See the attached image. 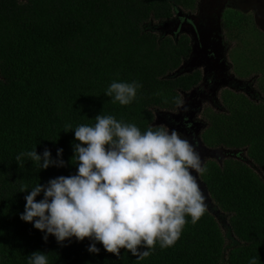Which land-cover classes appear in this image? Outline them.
I'll list each match as a JSON object with an SVG mask.
<instances>
[{
    "label": "trees",
    "instance_id": "16d2710c",
    "mask_svg": "<svg viewBox=\"0 0 264 264\" xmlns=\"http://www.w3.org/2000/svg\"><path fill=\"white\" fill-rule=\"evenodd\" d=\"M194 2L0 0V264H28L35 251L48 254L49 264H249L252 257L264 264V80L255 94L263 95L259 101L224 90L227 112L210 110L201 133L210 147L243 152L205 162L207 171L200 174L228 219L227 234L206 207L196 224L186 216L173 246L157 242L150 256L138 260L130 250L122 248L118 257L102 244L92 254L89 238L61 244L50 235L45 241L33 223L20 219L31 190L20 192L22 186L76 172L71 159L78 141L65 125L94 124L102 113L142 132L166 126L157 114L176 110V98L182 100L202 76L197 69L180 71L191 51L187 36L175 40L156 27L174 5L191 8ZM113 80H137L143 87L131 104L121 105L104 94ZM35 147L38 154L49 148L53 158L63 148L66 166L39 170L27 157L19 165L16 156Z\"/></svg>",
    "mask_w": 264,
    "mask_h": 264
},
{
    "label": "clouds",
    "instance_id": "9594fccd",
    "mask_svg": "<svg viewBox=\"0 0 264 264\" xmlns=\"http://www.w3.org/2000/svg\"><path fill=\"white\" fill-rule=\"evenodd\" d=\"M143 84L113 80L105 90L112 102L131 104ZM178 106L187 108L176 98ZM94 124L65 125L74 131L76 166L72 175H60L33 187L28 192L20 219L33 223L48 240L58 243L89 238L88 251L103 249L120 256L122 248L138 260L151 255L157 242L161 248L173 246L181 237L191 216L196 224L206 211L205 196L196 174L207 171L196 144L175 128L150 126L142 132L135 123H125L113 115L99 114ZM63 148L53 158L49 148L40 154L36 147L21 152L38 169L64 167ZM74 161V162H73ZM43 194V198L37 197ZM28 264H49L48 254L32 252ZM249 264H257L252 257Z\"/></svg>",
    "mask_w": 264,
    "mask_h": 264
},
{
    "label": "flooded vegetation",
    "instance_id": "af4514ba",
    "mask_svg": "<svg viewBox=\"0 0 264 264\" xmlns=\"http://www.w3.org/2000/svg\"><path fill=\"white\" fill-rule=\"evenodd\" d=\"M230 14L232 18L227 22L226 19L229 18ZM229 27L240 28L241 34H239L237 39L242 41L247 37L246 35L243 36L245 29H248V31L251 29L255 37L264 39V0H195L191 8L174 5L171 14L165 20L159 22L156 27L157 31L161 32L160 35L168 34L166 32L169 31L170 34L168 35H171L175 40L186 35L190 40L191 51L185 61L187 65L181 67L180 71L188 73L197 69L201 72L202 78L198 85L191 89L188 95H185L186 92L183 93L182 101L185 100L187 102V105H185L187 111L181 108V113L175 115V119L182 121L191 131L197 125L194 119L196 111L191 109L189 102H193V104L199 102L201 104L203 100L211 99L213 105L219 104L216 96L219 89L216 88V85L221 83L222 74H215L214 70L220 71L219 63H224L227 59L225 54L227 48L224 43L229 41ZM254 30L260 31L261 36ZM247 38L252 40L251 37ZM195 61L199 62L195 63ZM200 65H205L207 70L202 69ZM239 77H241L240 74ZM221 107H223L222 103ZM199 110L200 108L197 107V113ZM161 123L165 125V123ZM202 131L203 127L199 131L196 128L193 131L194 134L188 132L191 134V141L196 144L200 156L202 154H207V156L225 154L215 148L223 147L227 150L229 147H226V145L219 144L211 148L203 145L201 137L199 138L198 136ZM229 149V152H232L231 150L239 151L238 149ZM194 175L197 174L195 173Z\"/></svg>",
    "mask_w": 264,
    "mask_h": 264
},
{
    "label": "rangeland",
    "instance_id": "374dc122",
    "mask_svg": "<svg viewBox=\"0 0 264 264\" xmlns=\"http://www.w3.org/2000/svg\"><path fill=\"white\" fill-rule=\"evenodd\" d=\"M231 18L232 17L230 14L229 18H227L226 21L228 22L229 20H231ZM254 32H256L261 36L260 31L258 32L254 30ZM166 33L170 34L169 31ZM228 34H229L228 36L229 41L224 43V45L226 44L225 46L227 48L225 52L227 59L224 61V63L218 60V62H220L219 63L220 71H217V69L214 70V72H216L215 74H219V73L222 74L220 80L221 83H218V85H216L217 86L216 88L219 89L216 94L219 100V104L216 106L213 105L211 99L203 100L201 104L199 102L194 104L193 102H189L188 104L189 106L191 105V109H193V111H196L194 115V119L196 121L195 124L197 125V127L194 126L192 131L182 121H177L175 119V115L181 113L180 110L183 107L178 106L179 109H176L174 111H163L157 114L158 123L163 122L167 127L177 129L190 141H191V134H194L193 131H195L196 128L199 131L202 127L205 128V126L209 124L210 120L207 117V115H209L210 110L214 111L215 113L227 112L226 104L222 100V96H221L223 90H231L233 93L237 95L240 94L254 101H259L263 97V95H260V93H258L259 95L257 96H255V94L257 91L262 89V88L260 89L259 87L261 86L264 80V39L261 37L259 38L255 37L252 34L251 29L249 31L248 29H245V33H243V36L246 35L247 37H251L252 40H250L247 37H245L243 41L241 39H237L239 34H241L239 27H229ZM197 62L199 61H195V63ZM186 65L187 62H184L182 64V67ZM200 66L202 67V69L207 70V67L205 65H200ZM251 68H253L256 71H253L252 73H250V75L243 77V75L247 73ZM239 74L241 75V77H239ZM255 79H257V81ZM188 94L189 92H186L185 95ZM221 103L223 107H221ZM185 105H187V102H185ZM197 107L200 108L198 113H197ZM188 132H190L191 134ZM200 135L201 133H199L198 136L199 138L201 137L203 141V145H207L203 140V136ZM207 147L209 148L210 146L207 145ZM215 149H218L219 151H223L225 154H219L215 156H207V154H202L201 156L202 161L207 162L211 159H214L217 162H221V161L223 162L224 159L229 156H235L236 154L240 153V155H238V158H240L243 155V152H239V151L231 150L232 152H229L230 150L229 148L227 150L226 148L223 147L215 148ZM194 174L195 172H193V175ZM195 176H197L198 183L200 187H202L203 184L201 181L200 174H197ZM201 190L205 196L206 207L216 214L217 218L221 223V227L224 234H227L230 231L229 230L230 224L228 222L227 217L218 212L217 207L210 199L207 189L201 188ZM225 237L227 238V236Z\"/></svg>",
    "mask_w": 264,
    "mask_h": 264
}]
</instances>
